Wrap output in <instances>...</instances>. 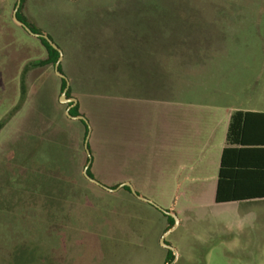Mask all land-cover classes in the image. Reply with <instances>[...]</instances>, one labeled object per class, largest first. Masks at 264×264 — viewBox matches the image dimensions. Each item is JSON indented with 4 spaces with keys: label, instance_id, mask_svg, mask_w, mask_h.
<instances>
[{
    "label": "rangeland",
    "instance_id": "374dc122",
    "mask_svg": "<svg viewBox=\"0 0 264 264\" xmlns=\"http://www.w3.org/2000/svg\"><path fill=\"white\" fill-rule=\"evenodd\" d=\"M16 4L0 0V264H166L169 251L173 264H264V201L214 200L222 128L211 151L188 136L196 107L264 109V0L21 3L63 52L96 179L136 193L84 176V125ZM214 126L201 122V144ZM162 209L179 220L173 249Z\"/></svg>",
    "mask_w": 264,
    "mask_h": 264
},
{
    "label": "trees",
    "instance_id": "16d2710c",
    "mask_svg": "<svg viewBox=\"0 0 264 264\" xmlns=\"http://www.w3.org/2000/svg\"><path fill=\"white\" fill-rule=\"evenodd\" d=\"M25 1L26 0H22V4H24ZM22 7L23 5L21 6V9ZM21 9L17 13L18 18L23 22H25L34 32H40V30L35 25L29 23L26 20V18L23 16L21 12ZM49 36L53 40L52 36L51 35ZM38 38L41 41V43L45 46L48 53V58L46 60H42L41 63L56 64L60 56V52L56 48H54L46 38L44 37H38ZM59 70L62 72L61 67H59ZM60 79H61V89L64 90L67 84V80L62 77ZM70 114L73 116L82 114L79 111L78 104L70 109ZM261 116H264L263 112L242 111V110H237L232 114L227 131V137H226L227 146L223 149L221 156L218 184L215 195V201L217 203L264 198V189L245 190V189H239L238 186L236 185L238 179L241 178L238 176V173L241 170H239V166H237V164H241L242 161H240V157L244 154V152L248 149H251V148H247L248 145L264 146V119H262ZM79 122L84 125L85 128L84 139H86V136L89 131L88 124L83 119H79ZM263 146L252 149L257 150L256 152H260L259 154H261V152H264ZM58 148H60L61 153H63L61 147ZM64 159H65L64 157L63 158L60 157L57 161L61 163L60 164L61 167L66 169L68 167V162L66 159L65 160ZM88 160L89 157L87 158V162ZM257 163L259 165H262V167L259 168L264 170V162L261 161L260 159H257ZM92 167L93 164L90 165L88 169V173L92 177L96 178V175L92 172ZM236 167H238V169H235ZM118 185L119 184H116L114 187ZM124 188L131 191L129 186H125ZM165 216L168 218L170 225L172 226L175 222V219L172 216L166 214ZM173 259H174V255L172 251H169L166 262H170Z\"/></svg>",
    "mask_w": 264,
    "mask_h": 264
},
{
    "label": "crops",
    "instance_id": "0c3cea01",
    "mask_svg": "<svg viewBox=\"0 0 264 264\" xmlns=\"http://www.w3.org/2000/svg\"><path fill=\"white\" fill-rule=\"evenodd\" d=\"M183 111L186 110V108L182 109ZM192 110V109H191ZM253 111V112H263V108H253V107H230V108H223V107H214V106H199L194 108L192 111H200L202 113H194L190 115L189 125L192 127H189L188 136L192 137V140L189 144L192 145V148L194 147L197 151V153L202 152L201 148L204 144H207L205 146V151L210 150L209 148L211 144H213L216 140V132L219 128H222V136H221V142H219V145L217 146V151L212 154V164L217 169V177L214 180V200L217 190V184H218V175H219V169L221 164V156L223 149L227 146L226 137H227V131L229 127V123L231 120L232 114L237 111ZM208 113V114H205ZM175 109H173L171 118H173V121L175 120ZM208 116L212 117V121L216 123L217 126H214L211 128L208 139L204 143H200L198 139V135L202 134L201 130V122H205L208 119ZM262 119H264V116H261ZM200 124V125H199ZM178 127V126H177ZM175 130V129H174ZM178 131V129H177ZM175 134H177L175 130ZM216 146V145H215ZM263 145H248V149L244 152V154L240 157L241 164H237L239 166V170H241L238 173V176L241 177L237 181V186L239 189H245V190H262L264 189V170L260 169L259 167H262V165H259L257 163V159H260L264 162V152H256L257 150H254L252 148H258L262 147ZM264 147V146H263ZM215 148V147H214ZM263 151V150H262ZM193 154H196L195 152ZM211 154V153H210ZM199 155V154H198ZM199 157V156H198ZM204 155L202 157H199L200 162L196 165L197 171L204 173L205 168V161L203 160ZM206 157V155H205ZM235 169H238L236 167ZM234 169V170H235ZM237 174V173H236ZM264 201V198H255V199H247L242 201H232V202H222L224 203H255V202H261ZM216 202V201H215ZM217 203V202H216Z\"/></svg>",
    "mask_w": 264,
    "mask_h": 264
},
{
    "label": "water",
    "instance_id": "95a60500",
    "mask_svg": "<svg viewBox=\"0 0 264 264\" xmlns=\"http://www.w3.org/2000/svg\"><path fill=\"white\" fill-rule=\"evenodd\" d=\"M21 3H22V0H17V4H16L15 10H14V19H15V21H16L19 25L23 26V27H24V28H25L30 34L35 35V36H37V37H44V38H46V39L50 42V44L60 52V56H59V58H58V60H57V62H56V64H55V69H56L57 74H59L62 78H65V79L67 80L66 87L64 88V90L62 91V94H61V102H64V101L73 102V104L70 105V106L67 108V111H66L67 115L70 116V117L73 118V119H77V120H79V119H83V120L86 121V123L88 124L89 131H88V134H87L86 139H85V148H86V151H87V154H88L89 160H88V162H87V164H86V166H85V168H84V172H83V173H84V176H85L89 181H91V182H93V183H95V184H97V185H99V186H101V187H103V188H105L106 190H109V191H116V190H118V189H120V188H122V187L129 186V187H130V190H131L132 192L136 193V191H135V189H134L132 183L129 182V181L124 182V183H120V184H119L118 186H116V187H109V186L103 184V183H102L101 181H99L98 179L92 177V176L88 173V169H89V167H90V165H91V162H92V154H91V151H90V148H89V139H90V134H91V126H90V124H89V119H88L85 115L80 114V115L73 116V115L70 114V109H71L73 106H75V105L77 104L78 99L75 98V97L67 98V91H68V89H69L70 82H69L67 76L59 70V65H60V62H61V60H62V58H63V52H62L61 48H60V47H59V46H58V45H57V44H56V43L50 38V36H49L48 34L40 33V32H34V31H33V30H32V29H31V28H30L25 22H23L22 20H20V19L18 18L17 13H18V10H19V8H20ZM141 198H142V199H145V200H147V201H150V200H148V199H146V198H144V197H141ZM162 211H163L166 215L172 216V217L175 219L174 224H173L169 229H167V230L164 232V234H163V236H162V238H161V240H162V244H163L164 246L173 249V247H171L170 245H168V244L165 242V238H166V236H167V235H168V234H169V233H170V232H171V231H172V230L178 225L179 220H178L177 215H176L175 212H173V211H168V210H163V209H162ZM174 250H175V249H174ZM174 261H175V258H174L172 261L167 262L166 264H173Z\"/></svg>",
    "mask_w": 264,
    "mask_h": 264
},
{
    "label": "flooded vegetation",
    "instance_id": "af4514ba",
    "mask_svg": "<svg viewBox=\"0 0 264 264\" xmlns=\"http://www.w3.org/2000/svg\"><path fill=\"white\" fill-rule=\"evenodd\" d=\"M77 103H78V102H77ZM72 104H73V102H70L69 106L72 105Z\"/></svg>",
    "mask_w": 264,
    "mask_h": 264
}]
</instances>
